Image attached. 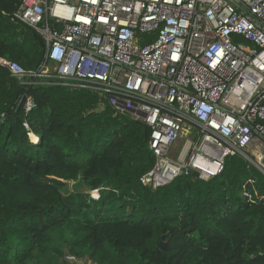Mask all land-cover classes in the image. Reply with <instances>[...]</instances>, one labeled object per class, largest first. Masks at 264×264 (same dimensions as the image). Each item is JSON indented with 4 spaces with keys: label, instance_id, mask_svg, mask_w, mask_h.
<instances>
[{
    "label": "trees",
    "instance_id": "trees-1",
    "mask_svg": "<svg viewBox=\"0 0 264 264\" xmlns=\"http://www.w3.org/2000/svg\"><path fill=\"white\" fill-rule=\"evenodd\" d=\"M21 2L0 0V58L36 71L47 62L46 40L14 18ZM37 80L23 86L0 65V264H31L50 251V264H69L67 255L96 264H264V174L252 161L237 153L208 180L184 173L147 187L140 179L156 157L146 122L115 113L94 91ZM55 233H66L64 247L53 245Z\"/></svg>",
    "mask_w": 264,
    "mask_h": 264
},
{
    "label": "built area",
    "instance_id": "built-area-1",
    "mask_svg": "<svg viewBox=\"0 0 264 264\" xmlns=\"http://www.w3.org/2000/svg\"><path fill=\"white\" fill-rule=\"evenodd\" d=\"M14 18L47 46L36 71L0 58L21 85L91 90L151 127L143 185L208 180L237 153L264 174V0H22Z\"/></svg>",
    "mask_w": 264,
    "mask_h": 264
},
{
    "label": "rangeland",
    "instance_id": "rangeland-1",
    "mask_svg": "<svg viewBox=\"0 0 264 264\" xmlns=\"http://www.w3.org/2000/svg\"><path fill=\"white\" fill-rule=\"evenodd\" d=\"M185 140H181L180 142H184ZM60 181H62V182H64V183H68V185H69V187H71L74 183H73V181H69V182H65V180L63 181V180H60ZM79 189L81 190V191H83V190H87L84 186H80L79 187ZM91 196L92 197H94V198H99L100 197V191H99V195L98 194H93V193H91ZM66 236V233H64V234H62V233H55L54 235H53V245L54 246H56V247H60V248H62V247H64V242H63V238ZM52 255H54L53 254V252L52 251H50L46 256H44V257H37V258H35V260L33 261V263H31V264H50V257H52ZM54 257H56V255H54ZM59 262H60V264L62 263V258L61 257H59ZM90 262H92V261H90V260H85V259H79V260H77L76 262H74V261H68V263L69 264H90ZM63 264V263H62Z\"/></svg>",
    "mask_w": 264,
    "mask_h": 264
},
{
    "label": "water",
    "instance_id": "water-1",
    "mask_svg": "<svg viewBox=\"0 0 264 264\" xmlns=\"http://www.w3.org/2000/svg\"><path fill=\"white\" fill-rule=\"evenodd\" d=\"M159 246L162 250H165L167 248V242H166L165 236L161 237V241H160Z\"/></svg>",
    "mask_w": 264,
    "mask_h": 264
}]
</instances>
